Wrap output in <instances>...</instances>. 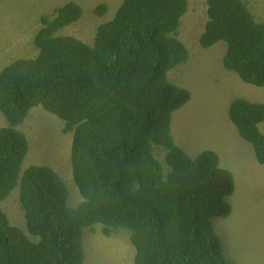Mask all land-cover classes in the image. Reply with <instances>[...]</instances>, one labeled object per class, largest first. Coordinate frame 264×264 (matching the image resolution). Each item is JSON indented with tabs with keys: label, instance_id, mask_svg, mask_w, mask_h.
I'll list each match as a JSON object with an SVG mask.
<instances>
[{
	"label": "trees",
	"instance_id": "1",
	"mask_svg": "<svg viewBox=\"0 0 264 264\" xmlns=\"http://www.w3.org/2000/svg\"><path fill=\"white\" fill-rule=\"evenodd\" d=\"M207 8L201 46L226 42V70L264 87V22L243 0H207ZM188 10V0H124L89 45L59 34L83 16L69 2L42 18L39 55L2 70L0 112L10 126L0 128V264H84V236L96 225L106 236L130 233L134 264H231L214 221L231 214L234 175L218 153L191 157L172 134L174 112L192 98L168 78L190 59L179 38ZM37 107L74 133L72 169L83 197L75 208L53 168L23 172L29 141L18 128ZM228 116L264 165V103L235 98ZM17 187L36 240L2 208Z\"/></svg>",
	"mask_w": 264,
	"mask_h": 264
},
{
	"label": "rangeland",
	"instance_id": "2",
	"mask_svg": "<svg viewBox=\"0 0 264 264\" xmlns=\"http://www.w3.org/2000/svg\"><path fill=\"white\" fill-rule=\"evenodd\" d=\"M124 0H0V73L18 59L39 55L35 37L42 29V18L69 2L79 4L82 18L62 29L59 34L72 36L93 45L98 28L112 21ZM245 1L258 22H264V0ZM189 10L182 20L179 38L188 48L190 59L169 72L176 86L191 91L188 104L173 114L172 134L176 144L191 157L214 151L221 167L232 172L235 193L228 198L231 214L214 221L227 258L231 264H264V165L255 156L252 145L239 135L230 121L228 110L235 98L264 103V87L245 83L236 73L226 70L224 56L227 43L219 42L205 49L200 40L208 22L207 0H188ZM107 11L97 13L99 6ZM9 127L7 119L0 113ZM66 123L42 107L33 108L18 129L29 141V153L23 172L31 166L53 168L69 188L70 207H77L83 197L75 183L72 169L74 133H66ZM264 133V123L261 125ZM164 161L165 153L156 152ZM2 208L12 226L29 234L25 212L20 202V188L7 198ZM84 264H134L136 249L130 233L118 231L106 236L102 225L84 236Z\"/></svg>",
	"mask_w": 264,
	"mask_h": 264
},
{
	"label": "crops",
	"instance_id": "3",
	"mask_svg": "<svg viewBox=\"0 0 264 264\" xmlns=\"http://www.w3.org/2000/svg\"><path fill=\"white\" fill-rule=\"evenodd\" d=\"M2 127H8L5 123H4V119H2V126H0V128ZM223 168V167H222Z\"/></svg>",
	"mask_w": 264,
	"mask_h": 264
},
{
	"label": "clouds",
	"instance_id": "4",
	"mask_svg": "<svg viewBox=\"0 0 264 264\" xmlns=\"http://www.w3.org/2000/svg\"><path fill=\"white\" fill-rule=\"evenodd\" d=\"M1 113V112H0ZM2 114V113H1ZM4 116V115H3Z\"/></svg>",
	"mask_w": 264,
	"mask_h": 264
}]
</instances>
